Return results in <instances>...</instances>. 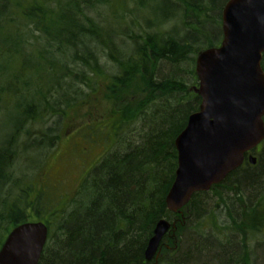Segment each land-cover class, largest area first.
I'll list each match as a JSON object with an SVG mask.
<instances>
[{"label":"trees","instance_id":"trees-1","mask_svg":"<svg viewBox=\"0 0 264 264\" xmlns=\"http://www.w3.org/2000/svg\"><path fill=\"white\" fill-rule=\"evenodd\" d=\"M227 1L0 0V112L13 125L0 144V247L15 226L41 221L38 264H264V141L255 164L180 212L165 204L174 140L201 101L195 59L220 44ZM63 124L84 134L67 140L83 169L35 177ZM78 139L88 149L77 153ZM39 174L64 188L77 178L79 188L60 200L71 191L51 193ZM161 219L175 228L146 261Z\"/></svg>","mask_w":264,"mask_h":264},{"label":"water","instance_id":"water-1","mask_svg":"<svg viewBox=\"0 0 264 264\" xmlns=\"http://www.w3.org/2000/svg\"><path fill=\"white\" fill-rule=\"evenodd\" d=\"M222 40L195 59L200 97L174 140L177 167L166 208L180 212L192 196L224 180L264 139V0H228L221 14ZM248 161L255 164L256 157ZM174 223L159 220L144 251L157 259L160 243ZM48 229L41 221L12 228L0 247V264H38ZM155 264V263H154Z\"/></svg>","mask_w":264,"mask_h":264},{"label":"rangeland","instance_id":"rangeland-1","mask_svg":"<svg viewBox=\"0 0 264 264\" xmlns=\"http://www.w3.org/2000/svg\"><path fill=\"white\" fill-rule=\"evenodd\" d=\"M194 89H195V87H194ZM14 110H15V107L14 106H10L9 111H14ZM12 128H13V125L9 121V113H5L4 111H1L0 112V144L4 143L6 141L7 137L9 136L10 132L12 131ZM71 130H74L73 132L78 133V135H80V136L84 135L82 132H80L78 130V127L76 125L72 126L70 128V126H68L67 124L66 125L63 124L61 126V135H60V132H59L60 138H59L57 144H55V147L52 150H50L51 151L50 155L46 156V160H45V162H43L44 164H41V166L38 167L37 171H34V173H36L34 175L35 177L37 176V174L39 172L41 174L49 166L50 167L53 166L54 168H56L58 173L60 172L61 174L65 173L67 171H77L73 175L78 176L77 174L79 173V170L81 171L83 169V167L79 168V166H77V164H76V161L74 162L75 150H74V153H73L72 152L73 148H72V146H70L71 142L67 141L68 138L71 136V135L68 134V131H71ZM78 140L82 144L80 143V145L78 146L77 153H79V151L81 152L82 148H85V147L87 148L86 145L85 146L83 145L84 142L81 139H78ZM72 144H73V142H72ZM96 152H97L96 148H93V149L89 150L88 154H90V155L87 157V159L89 160V164L93 163L92 161H93L94 157H92V156ZM254 156L257 159L258 151L255 150ZM26 159H27V164L31 165L35 159H38V157H37V155L35 153L29 152ZM47 163H49V164H47ZM31 170H33V169L31 168L30 171ZM40 174H39V177H38L39 181L41 183H44V184L48 185L51 193H54V194L56 193V195L60 196L61 194L64 193L65 189H69L68 192L65 193V194H69V192L71 191L70 195L61 196V198H59L60 200L67 199L69 201L70 197H72L71 195H73V193L75 191H77V189L79 188V187L77 188V185L79 183V180H77V178H76L75 182L72 181L71 184H69L67 187L64 188L61 185L55 187L56 185L53 186L54 185L53 182H47L46 179H43V181L40 180ZM181 216H182V214H181Z\"/></svg>","mask_w":264,"mask_h":264},{"label":"flooded vegetation","instance_id":"flooded-vegetation-1","mask_svg":"<svg viewBox=\"0 0 264 264\" xmlns=\"http://www.w3.org/2000/svg\"><path fill=\"white\" fill-rule=\"evenodd\" d=\"M53 176H55V175L53 174Z\"/></svg>","mask_w":264,"mask_h":264}]
</instances>
